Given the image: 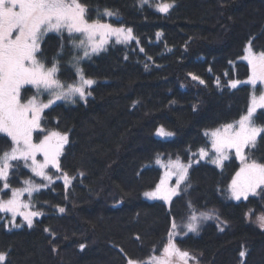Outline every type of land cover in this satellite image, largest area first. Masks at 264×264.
<instances>
[{
    "label": "trees",
    "instance_id": "1",
    "mask_svg": "<svg viewBox=\"0 0 264 264\" xmlns=\"http://www.w3.org/2000/svg\"><path fill=\"white\" fill-rule=\"evenodd\" d=\"M79 1L89 20L129 27L133 38L83 56L81 34L43 36V63L65 83L81 72L92 84L85 100L42 113L37 138L49 130L68 137L55 178L46 185L22 159L0 177L1 198L28 180L41 185L27 195L31 221L0 210V264H151L177 226V244L199 264H264V227L254 222L264 215V185L231 199L237 157L216 164L200 156L210 132L247 114L263 92L245 56L264 52V0H161L164 9ZM252 120L261 131L246 156L264 164V107ZM12 146L0 133V158ZM171 160L190 163L178 193L169 202L147 198ZM212 210L217 217L186 231L190 216Z\"/></svg>",
    "mask_w": 264,
    "mask_h": 264
},
{
    "label": "rangeland",
    "instance_id": "2",
    "mask_svg": "<svg viewBox=\"0 0 264 264\" xmlns=\"http://www.w3.org/2000/svg\"><path fill=\"white\" fill-rule=\"evenodd\" d=\"M144 1L156 2L158 9L166 7L161 0ZM61 30L83 36V56L103 49L112 41L133 38L129 27L89 20L86 8L79 0H0V133L13 140L12 148L0 158V177L3 179L8 176L14 159L24 160L29 169L46 180V185L55 178L52 171L60 168V156L68 137L49 130L37 138L42 113L59 101L85 100L87 87L92 84V80L81 72L77 81L65 83L58 77L57 66H47L40 60L38 52L43 36ZM245 58L252 70L250 81L259 83L263 92L254 98L247 114L211 131V145L200 153L202 158H209L216 164H221L232 154L237 157L240 166L229 186V197L234 200L244 199L264 185V164L249 161L246 156L247 147L261 131L253 123L252 114L264 107V52L249 49ZM189 166L190 163L181 160L165 162L162 180L145 196L169 202L178 193ZM59 178L68 181L64 175L60 174ZM40 187L28 180L24 187L12 189L10 197H0V210L31 221L35 212L27 195ZM215 217L213 210L196 213L188 218L184 227L187 232L196 230L205 219ZM254 222L264 227V215L255 218ZM182 235L178 226L175 227L164 251L149 262L199 264L196 254L177 244L175 239Z\"/></svg>",
    "mask_w": 264,
    "mask_h": 264
}]
</instances>
